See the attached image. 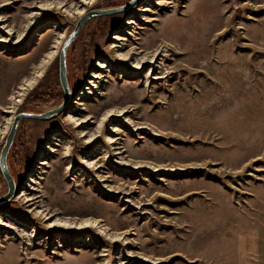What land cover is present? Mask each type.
<instances>
[{"label":"rangeland","instance_id":"rangeland-1","mask_svg":"<svg viewBox=\"0 0 264 264\" xmlns=\"http://www.w3.org/2000/svg\"><path fill=\"white\" fill-rule=\"evenodd\" d=\"M127 2L0 0V153L17 112L64 101L59 53L80 17ZM118 49H160L159 68L135 69ZM67 62V108L22 120L9 152L0 264H234L235 232L264 221V0H139L86 21Z\"/></svg>","mask_w":264,"mask_h":264},{"label":"water","instance_id":"water-1","mask_svg":"<svg viewBox=\"0 0 264 264\" xmlns=\"http://www.w3.org/2000/svg\"><path fill=\"white\" fill-rule=\"evenodd\" d=\"M139 0H131L127 2L124 5L117 6V7H111V8H99V9H92L86 12L83 16L80 17V19L77 21V24L74 28V30L66 37L62 48L59 53V77H60V83L63 88V91L65 93V98L62 104L58 107L51 108L45 112H32V111H21L17 112L13 117L12 126L9 130V133L6 137V142L2 148V151L0 153V168L1 172L6 179L8 183L9 190L8 192L0 196V205L2 203L10 201L15 193H16V181L11 173V170L9 168L8 164V156L10 149L14 143V140L17 135V131L20 125V122L24 119L28 120H46L49 119L55 115H58L67 108L71 98H72V88L71 84L68 78V51L70 46L72 45L73 41L79 36L81 33L83 26L86 21L100 17V16H111L116 14H122L126 11L130 10L132 7H134Z\"/></svg>","mask_w":264,"mask_h":264},{"label":"bare ground","instance_id":"bare-ground-1","mask_svg":"<svg viewBox=\"0 0 264 264\" xmlns=\"http://www.w3.org/2000/svg\"><path fill=\"white\" fill-rule=\"evenodd\" d=\"M41 3V7H39L40 9H46V8H50V7H53V2L52 3H43V2H40ZM61 5L62 3L61 2H57L56 4L54 5ZM62 6V5H61ZM84 8V7H83ZM80 9L77 11L82 13L84 12L83 10L84 9ZM146 11V10H145ZM39 17H37V20L39 21ZM36 20V21H37ZM39 23V22H38ZM132 23V21H127L126 24H130ZM35 24V23H34ZM34 35H37V32H35ZM61 40L59 39L57 41V45H55V49L56 47L58 48L59 47V44H60ZM161 51L160 49H157L156 51H154L152 53V55L150 57H144L141 56L139 58V55H135L133 54L132 50L126 52V53H122L119 51L118 49V57L119 58H122L121 60H125V61H131L132 62V65L133 67H135V69L139 68V67H145L147 63L151 64L152 65V68H149L148 65H147V68L149 70H153L152 72L154 73V70H157L159 67L156 65V62L158 61V58H159V55H161ZM55 54H56V50H53L49 53L46 54V56L42 59L40 65L38 66V68L33 72V75L32 76H29L27 77L23 82L22 84L20 85L19 89L15 92V94L13 95V106H10L11 108H14V109H11L10 111L11 112H15V108L17 107L18 103H21L24 99V97L27 95V93L30 91V89H32V87L36 84V82L40 79V77L43 75L44 71L46 70V68H48V66L50 65V62L54 59L55 57ZM102 65H106V64H102ZM149 72H144L143 75H148ZM91 78L94 80V81H89V83L87 84V86L85 87V92L83 94L85 95H88L90 94L91 92H94V89L95 88H98V86L95 84L98 79L100 78L99 75H97V73H93L91 75ZM156 78H158L156 76ZM96 86V87H95ZM72 88V87H71ZM12 103V101H11ZM16 104V105H15ZM9 107V106H8ZM10 109V108H9ZM114 115L113 111L109 112L108 115L105 116V119L106 117L108 116H112ZM105 119H101V122H100V126H99V129L101 128V126L103 125V123L105 122ZM69 121L70 122H73L74 124L78 123L79 124V119H77L74 115H70L69 117ZM8 127L4 129L7 130ZM1 132V131H0ZM81 134H84V132L82 131ZM95 137V135H91V137L89 138V140H92V138ZM114 139H110V142H112ZM115 148H118V147H115ZM119 153V152H117ZM90 163L89 164H92V162L90 160H88ZM87 162V161H86ZM88 163V162H87ZM41 165H44V161L40 163ZM83 171V170H82ZM37 173H39V170L37 169L36 170ZM81 172V171H80ZM36 183V182H35ZM29 200H32V198H28V201ZM39 206V205H38ZM41 206V205H40ZM41 211H45L44 210H41ZM49 214L46 213V216H48ZM8 215L4 214V215H0V219L2 220L3 217L6 218ZM49 218V217H47ZM65 222H69V221H65ZM87 222H90L89 220H87ZM96 223V221H93ZM70 223V222H69ZM81 224V222H75V224ZM95 223H93L92 225L94 226H97L95 225ZM90 225V223H86L85 225H83L82 227H85V226H88ZM6 228H9L7 225H5Z\"/></svg>","mask_w":264,"mask_h":264},{"label":"crops","instance_id":"crops-1","mask_svg":"<svg viewBox=\"0 0 264 264\" xmlns=\"http://www.w3.org/2000/svg\"><path fill=\"white\" fill-rule=\"evenodd\" d=\"M234 264H264V221L234 234ZM46 264H81L74 254Z\"/></svg>","mask_w":264,"mask_h":264},{"label":"trees","instance_id":"trees-1","mask_svg":"<svg viewBox=\"0 0 264 264\" xmlns=\"http://www.w3.org/2000/svg\"><path fill=\"white\" fill-rule=\"evenodd\" d=\"M10 155V154H9ZM10 157V156H9ZM9 166H10V164H9Z\"/></svg>","mask_w":264,"mask_h":264},{"label":"flooded vegetation","instance_id":"flooded-vegetation-1","mask_svg":"<svg viewBox=\"0 0 264 264\" xmlns=\"http://www.w3.org/2000/svg\"><path fill=\"white\" fill-rule=\"evenodd\" d=\"M130 1V0H129ZM115 7V6H114Z\"/></svg>","mask_w":264,"mask_h":264}]
</instances>
